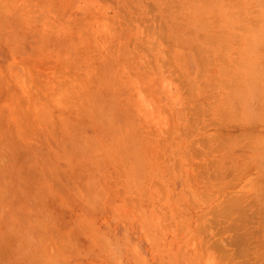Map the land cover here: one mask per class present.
<instances>
[{"label":"rangeland","instance_id":"rangeland-1","mask_svg":"<svg viewBox=\"0 0 264 264\" xmlns=\"http://www.w3.org/2000/svg\"><path fill=\"white\" fill-rule=\"evenodd\" d=\"M262 25L264 0H0V264H264Z\"/></svg>","mask_w":264,"mask_h":264},{"label":"bare ground","instance_id":"bare-ground-1","mask_svg":"<svg viewBox=\"0 0 264 264\" xmlns=\"http://www.w3.org/2000/svg\"><path fill=\"white\" fill-rule=\"evenodd\" d=\"M214 1H215V0H214ZM200 3L202 4V2H200ZM229 3H230V2H229ZM201 4H200V5H201ZM216 4H217V3H216ZM261 5H262V4H261ZM203 8H204V7H203ZM229 8H230V7H229ZM261 8H262V7H261ZM204 9H205V8H204ZM195 10H196V9H195ZM203 12H205V11H203ZM224 13H225V12H224ZM227 13H228V12H227ZM260 14H261V13H260ZM226 15H227V14H226ZM261 15H262V14H261ZM205 18H206V17H205ZM208 18H209V17H208ZM209 19H210V18H209ZM239 20H240V18H239ZM216 21H218L217 18H216ZM216 21L213 22L215 25L218 24V23H216ZM256 21H257V20H256ZM219 22H221V21H219ZM245 22H246V21H245ZM257 22H261V21L259 20V21H257ZM257 22H256V23H257ZM262 22H263V20H262ZM262 22H261V23H262ZM261 23H260V24H261ZM249 24H250V23H248L247 25H249ZM191 25H192V24H191ZM251 25H252V24H251ZM258 25H259V24H258ZM262 26H263V28H264V25H262ZM241 27H243V26H241ZM244 27H245V26H244ZM255 27H256V26H255ZM257 27H259V26H257ZM257 27H256V28H257ZM213 28H214V27H213ZM234 28H235V27H234ZM239 28H240V27H238V29H239ZM259 28H260V27H259ZM238 29H237V30H238ZM248 29H249V28H248ZM253 29H254V28H253ZM209 30H210V29H209ZM249 30H250V29H249ZM250 31H251V30H250ZM254 31H256V30H254ZM263 31H264V29H263ZM263 31H262V32H263ZM234 32H235V31H234ZM242 32H243V31H242ZM247 32H248V30H247L246 32L244 31L245 34H246ZM258 32H259V31H258ZM258 32H256V33H258ZM210 33H211V32H210ZM244 33H243V35H245ZM191 34H192V33H191ZM226 34L228 35L229 33H227V31H226ZM210 35H211V34H210ZM229 35H230V34H229ZM261 35H262V34H261ZM185 36H186V35H185ZM233 36H234V34H233ZM257 36H258V35H257ZM263 36H264V35H263ZM182 37H183V36H182ZM192 37H193V36H192ZM202 37H203V36H202ZM225 37H226V36H225ZM231 37H232V36H231ZM169 38H170V37H169ZM212 38H213V37H212ZM226 38H227V37H226ZM170 39H171V38H170ZM214 39H215V38H214ZM256 39H257V38H256ZM260 39H261V38H260ZM168 40H169V39H168ZM216 40H217V38H216ZM222 40H223V39H222ZM183 41H185V40L183 39ZM217 41H219V40H217ZM198 42H199V41H198ZM250 42H251V41H250ZM255 42H256V41H255ZM258 43H260V42H258ZM210 44H211V43H210ZM214 44H215V43H214ZM216 44H217V43H216ZM203 45H205V44H203ZM258 45H259V44H258ZM262 45H263V44H262ZM212 46H213V45H212ZM215 46H216V45H215ZM254 46H255V45H254ZM200 47H201V46H200ZM198 48H199V47H198ZM213 48H214V47H213ZM203 49H205V48L202 47V50H201V48H199V50H201V51H204ZM209 49H210V48H209ZM260 49H261V48H260ZM190 50H191V49H190ZM196 50H197V49H196ZM196 50H195L196 53H194L193 51H191V52L194 53V55L196 54L195 57H196V56L199 57V55L201 56V54H203V53H201V51H200L201 54H200V53L197 54V51H196ZM145 51H146V50H145ZM205 51H206V50H205ZM205 51H204V52H205ZM210 51H211V50H210ZM210 51H209V53H210ZM148 52H149V51H148ZM206 52L208 53V51H206ZM159 53H160V52H159ZM165 53H166V52H165ZM209 53H208L207 55L210 56V57H212V53H210L211 55H209ZM162 54H163V51H162ZM204 54H205V53H204ZM157 56H158V55H157ZM161 57H162V56H161ZM161 57H160V58H161ZM173 57H174V56H173ZM157 58H158V57H157ZM163 58H164V56H163ZM206 58H207V57H206ZM214 58H215V57H214ZM158 59H159V58H158ZM158 59H157V60H158ZM164 59H165V58H164ZM200 59H203V58H200ZM207 59H208V58H207ZM217 59L219 60L220 58L217 57ZM222 59H223V58H222ZM161 60H162V58H161ZM167 60H168V59H167ZM164 61H166V60H164ZM209 61H210V60H209ZM213 61H214V60H213ZM168 62H169V61H168ZM215 62H216V64H218L217 61L212 62V64H214ZM223 62H225V60H224ZM203 63H204V62H203ZM210 63H211V62H210ZM210 63H209V64H210ZM199 64H200V63H199ZM216 64H215V65H216ZM226 64H227V62H226ZM159 65H160V63H159ZM205 65H208V63L205 64ZM152 66H153V64H152ZM154 66H155V65H154ZM203 66H204V65H203ZM220 66H222V65L220 64ZM252 66H253V65H252ZM155 67H156V66H155ZM206 67H207V66H206ZM206 67H205V68H206ZM210 67H211V66H210ZM215 67H219V64H218V66H215ZM166 68H167V67H166ZM152 69H153V68H152ZM209 69H210V68H209ZM212 69H213V67H212ZM220 69H221V68H220ZM222 69H223V67H222ZM257 69H258V68H257ZM156 70H158V69H156ZM202 70H203V69H201V73H202V75L204 76L205 73L203 74V71H202ZM216 70H217V68H216ZM218 70H219V69H218ZM218 70H217V71H218ZM254 70H255V69H254ZM162 71H163V70H162ZM162 71H161V72H162ZM221 71H222V70H220V72H221ZM204 72H205V70H204ZM208 72H209V71H208ZM213 72H215V70H214ZM222 72H223V71H222ZM163 73H164V72H163ZM163 73H162V74H163ZM208 74H210V73H208ZM217 74H218V73H217ZM225 74H226V73H225ZM205 75H207V73H206ZM221 75H223V74H221ZM200 76H201V74H200ZM219 76H220V75H219ZM249 76H250V75H249ZM251 76H252V75H251ZM254 76H255V75H254ZM258 76H259V75H258ZM223 77H224V76H223ZM252 77H253V76H252ZM197 78H198V75H197ZM204 78H205V77H204ZM254 78H255V77H254ZM154 80H156V79H154ZM161 80H162V79H161ZM208 80H211V79H208ZM253 80H254V79H253ZM149 81H150V80H149ZM151 81L153 82V80H151ZM189 81H191V80L189 79ZM189 81H187V82H189ZM257 81H260L259 78H258V80H256V82H257ZM161 82H163V81H161ZM59 83H60V82H59ZM191 83H192V82H191ZM223 83H224V82H223ZM251 83H252V82H251ZM258 83H259V82H257L256 86L259 85ZM61 84H63V83H61ZM162 84H164V82H163ZM217 84H218V83H217ZM219 84H220V83H219ZM219 84H218V85H219ZM57 85L59 86V84H57ZM252 85H254V84L252 83ZM187 86H188V85H187ZM260 86H261V85H260ZM196 87H199V86H196ZM192 88H193V87H192ZM194 88H195V87H194ZM261 88H262V86H261ZM187 89H189V88H187ZM190 89H191V88H190ZM217 89H218V88H217ZM262 89H263V88H262ZM57 90H58V89H57ZM258 90H259V89H258ZM43 91H44V90H43ZM60 91H61V90H60ZM66 91H67V90H66ZM259 91H261V90H259ZM263 91H264V90H263ZM48 93H49V92H48ZM66 93H68V92H66ZM66 93H65V94H66ZM58 94H59V93H57V95H58ZM61 94H62V93H61ZM48 95H49V94H48ZM63 95H64V93H63ZM262 95H263V94H261V97H262ZM234 96H235V95H234ZM49 97H51V96H49ZM52 97H53V96H52ZM245 98H246V97H245ZM245 98H244V100H245ZM259 98H260V97H259ZM235 99H236V98H235ZM237 99H238V96H237ZM56 100H57V99H56ZM56 100H55V101H56ZM216 100H217V99H216ZM51 101H52V100H51ZM57 101H59V100H57ZM238 101H239V100H238ZM245 101H246V100H245ZM59 102H61V100H60ZM62 102H64V101H62ZM215 102H216V101H215ZM242 102H243V101H242ZM56 103H57V102H56ZM216 103H217V102H216ZM244 103H245V102H244ZM52 104H53V103H52ZM229 104H231V103H229ZM229 104H228V106H229ZM238 104H239V102H238ZM238 104H237V105H238ZM242 104H243V103H242ZM242 104H241V105H242ZM197 105H198V104H197ZM222 105H223V104H222ZM225 105H226V104H225ZM237 105H236V106H237ZM239 105H240V104H239ZM226 106H227V105H226ZM242 106H243V105H242ZM231 107H232V105H231ZM237 107H238V106H237ZM240 107H241V106H240ZM33 108H34V107H33ZM226 109H227V108H226ZM228 109L230 110L229 107H228ZM228 109H227V110H228ZM215 110H216V109H215ZM223 111H225V110H223ZM242 111H243V110H242ZM248 111H250V110H248ZM20 112H21V111H20ZM36 112H37V111H36ZM226 112H227V111H226ZM226 112H225V114H226ZM24 113H25V112H24ZM250 113H251V112H250ZM20 114H21V113H20ZM242 114H243V113H242ZM248 114H249V112H248ZM30 115H31V114H30ZM216 115H217V114H216ZM14 116H15V115H14ZM32 116H33V115H32ZM243 116H244V115H243ZM38 117H39V116H38ZM12 118H13V117H12ZM246 118H247V117H246ZM13 119H14V118H13ZM198 119H199V118H198ZM216 121H217V120H216ZM218 121H219V120H218ZM206 141H207V140H206ZM260 144L262 145V143H260ZM263 146H264V145H263ZM261 147H262V146H261ZM262 148H263V147H262ZM10 152H11V151H10ZM251 156H252V155H251ZM260 156H261V155H260ZM262 158H263V157H262ZM252 159H253V157H252ZM254 159H255V158H254ZM204 228H205V227H204ZM205 229H206V228H205ZM37 253H38V252H37ZM34 256H35V255H34ZM40 257H41V256H40ZM40 261H41V260H40Z\"/></svg>","mask_w":264,"mask_h":264}]
</instances>
